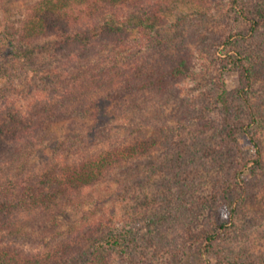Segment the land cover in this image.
Instances as JSON below:
<instances>
[{
    "label": "rangeland",
    "instance_id": "374dc122",
    "mask_svg": "<svg viewBox=\"0 0 264 264\" xmlns=\"http://www.w3.org/2000/svg\"><path fill=\"white\" fill-rule=\"evenodd\" d=\"M6 1L7 11L0 2V32L5 14L20 20L37 0ZM236 1L247 19L228 0H213L208 8L189 0L164 7L166 25L158 33L168 38L167 44L150 52L137 49L135 59L158 73L185 50L191 56L188 73L179 83L172 82L167 95L141 90L118 105L117 112L111 109L113 119L99 145L120 144L135 129L129 140L135 138L147 149L86 189L76 205L56 217L57 230L43 218L25 216L23 228L37 238L46 235L26 249L55 247L100 224L94 237L111 232L125 241L126 256L105 252L110 264H245L264 259V0ZM54 42H38L23 64L0 46V77L8 74V81L0 83V108L7 104L25 111L58 90L71 66L49 60ZM241 54L253 67L248 98L257 123L235 96L243 86L239 68L224 65L226 55L234 61ZM219 85L226 90L228 111L214 104ZM75 121L72 116L52 124L46 134L61 137ZM235 124L237 133H230ZM244 131L259 147L260 166L254 164L257 149ZM227 210L232 212L227 230L214 249H207L196 235L208 232ZM83 243L87 249L90 242ZM88 258L83 250L79 262Z\"/></svg>",
    "mask_w": 264,
    "mask_h": 264
},
{
    "label": "trees",
    "instance_id": "16d2710c",
    "mask_svg": "<svg viewBox=\"0 0 264 264\" xmlns=\"http://www.w3.org/2000/svg\"><path fill=\"white\" fill-rule=\"evenodd\" d=\"M176 1L37 0L20 20H12L5 14L0 46H6L5 53L14 57V61L23 64L38 42L53 38L49 60L71 68L60 80L58 90L54 88L51 96L35 101L29 109L23 111L7 104L0 108V171L3 173L0 176V264H110L104 256L106 251L126 256L125 241L119 234L93 236L95 230H100V224L82 232L75 240L33 252L26 245L46 235L37 238L23 228V218H43L57 230L56 217L76 205L86 189L96 186L110 171L147 149L146 144L135 143V138L129 140L135 135V129L120 144L103 148L99 145L113 119L111 109L117 112L118 105H124L129 96L141 90L167 95L173 88L172 82L179 83L186 77L191 56L185 50L158 73H151L146 61L135 59L137 49L150 52L167 44L168 38L160 36L158 30L166 25L164 7ZM189 1L197 7L208 8L213 0ZM228 1L247 19L239 1ZM0 2L7 11V1ZM251 27L256 30L258 25ZM224 62L228 67L239 68L243 86L235 96L239 107L257 123L248 98L253 78L250 59L241 54L233 61L226 55ZM7 75L0 77V83L8 81ZM214 104L229 110L222 85L218 87ZM72 116L76 121L69 123L66 134L47 136L46 131L52 124ZM86 120L91 123L87 125ZM238 125L231 126L230 133L236 134ZM100 126H104L101 131ZM243 133L256 147L254 164L260 166L261 154L255 139L248 132ZM35 158L37 163L32 161ZM231 214L227 210L211 224L208 232L196 235L200 242L206 243L207 249L216 247L214 242L227 230ZM38 224L42 229L40 221ZM83 235L89 237L84 239ZM84 241L90 242L87 249L83 248ZM83 250L89 254L85 263L79 262ZM245 264H264V259L249 260Z\"/></svg>",
    "mask_w": 264,
    "mask_h": 264
}]
</instances>
